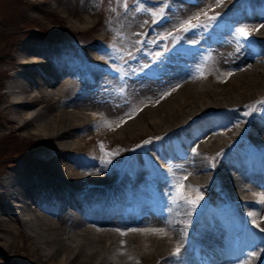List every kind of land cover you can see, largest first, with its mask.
Returning <instances> with one entry per match:
<instances>
[{
	"label": "bare ground",
	"instance_id": "1",
	"mask_svg": "<svg viewBox=\"0 0 264 264\" xmlns=\"http://www.w3.org/2000/svg\"><path fill=\"white\" fill-rule=\"evenodd\" d=\"M242 2H260V5L264 4V0H224L218 9L228 13L236 9L237 6H242ZM191 7L194 6L191 5ZM261 24H264V12L254 21V26L250 30L256 56L250 53H246L243 57L237 56L232 66L227 67L232 69L228 72L217 69L223 75V81L212 79L209 84L203 85L200 76H196L194 70L190 69L186 76L170 82L167 92L172 94L168 97L165 95L166 93L151 90L149 86L151 91L149 90L147 93L138 92L137 94L142 96V100L155 98V103L148 104L141 110L136 106L129 105L132 100H122L121 104L119 103L120 106H126L123 111L125 114H131L130 117L127 116L126 119L121 120L119 130L123 131L124 128L125 130L129 128L130 131L138 134L144 132L146 127L156 128L162 125L164 121H175L180 116L185 117L181 122L184 123L200 111L202 107L199 103L204 104L208 100L210 103L215 102V100L222 99V97L230 101L235 99V103H238L236 98L254 101L256 96L264 101V27H260L258 31L256 30ZM98 53L100 54V52ZM95 54V56L98 55L96 52ZM23 56L21 58L17 57L16 62H13L17 63V66L22 67V69L26 67L27 70L21 71L23 78H18L19 80H17L16 74L9 78L4 93V102L0 105L6 111L8 124L10 123L13 131L29 125L30 129L24 131L25 133L32 132L37 137L41 136L46 140L54 137V134H59L63 145L64 142L72 144L68 139L69 136H67L69 134L65 135V133L69 128L75 127L74 130L80 133L81 136L83 135L82 125H80L81 122L78 118L89 125L98 121L99 116L85 112L79 116L76 111L71 109L59 107L55 109L50 99L51 92L46 90L47 88L44 89L43 84L46 83L48 77L52 76L50 71H58V69L53 67V70H51V68H48L50 62H48L47 55L42 57L44 61L42 58L39 59L37 55L32 59L30 56V60L26 59V55L22 59ZM91 57L94 61H99L96 57ZM228 73H231V75H228ZM59 78H65L64 81L66 82L64 84L74 79L71 72H61L53 79L52 85L57 83ZM36 82L40 86L34 90L31 83ZM182 97H184L183 100H181ZM24 102L32 105L30 111L17 109L20 108V103L24 105ZM88 105L94 107L92 104ZM258 112L260 111L258 110ZM35 114L41 116L37 115L40 119L38 118L39 121L36 123L31 120L34 116L36 117ZM220 126L221 124L200 133L208 135L211 146L214 145L212 146L214 151L220 150L230 139L239 136L247 137L249 142L264 149V117H253L248 121L242 119L235 122L232 127L222 128ZM211 129H214L213 133H209ZM124 134L126 135V133ZM185 138L190 142L188 145L195 144L194 148L197 149V152L203 147L201 141L197 140L199 137H195L193 140L187 133ZM158 153L157 165L159 167L165 169L163 165H173L167 152L160 150ZM57 157L52 156V158L47 159L51 167L43 168L37 174L30 175L28 178L22 175L24 173L18 171L17 176H15L18 181L11 179V175L1 180L0 205L5 209L4 212L7 213V216L0 214V230H4L7 235L12 232V236L13 233L15 235L22 233L27 237V245L33 244L30 246L31 249L29 247V250H27L26 247H23L24 245L22 246L17 242L18 240L16 242L12 241L17 246L19 244L20 248L21 246L24 248H22L20 254L18 253L13 258L14 264H40L30 257L37 246L41 250H47V253L43 254L45 255L44 258L51 261L55 260V264H187L189 252L185 248L182 236L185 232L193 230L195 233L192 234L198 250L203 254H212L214 260L234 251L236 255H233L229 264H264V232H260V229L264 228V189H261L262 186L256 182L248 181V174L239 172L240 178H234L233 171L236 169L234 161L228 160L224 163V166L223 163H221L222 166L217 163L215 170L208 174V171L204 173L200 166L202 175L200 181L197 180V182L201 189L209 192V204L217 212L225 209L232 212L231 216L225 218L224 215H220L221 218L211 219L207 225L203 226L200 217L188 216L181 204L179 206L173 204L165 190L162 196L157 194V198L161 203L159 208L152 201H148V197L144 194L133 192L132 187L140 185L139 181L142 182L144 179V171L136 164L131 172H126L125 182L122 183V186H118L119 192L126 199L125 204H118L119 206L107 211L105 215L108 219L102 218L104 212L100 210L104 206L99 205V200L105 203L108 202V199L114 197L113 189L116 186V173L109 172L108 169L103 167L102 169H96V171L93 169L86 174H80L81 169H89L82 167L70 158H63L64 161ZM68 161H74L73 165L69 164ZM196 170V168L191 169L190 173H194ZM209 178L213 181L212 183L207 182ZM70 181H75V183L70 185ZM63 191L62 196L61 192ZM91 194L96 195L94 199L98 200V204L93 202L90 197ZM103 197L105 198L102 199ZM33 198L36 199L37 207L32 206L31 199ZM142 199H144L143 202ZM17 201L20 204L23 203V206L32 215L21 217L14 211L11 213L10 209L13 210L12 207L15 206L14 203ZM64 201L67 204L63 210L57 212L47 208L55 202ZM144 204H146L145 207L142 206ZM88 212L91 214H88ZM169 221L171 223H168ZM27 222L31 225L29 226ZM160 228H163L164 232L153 231V229ZM64 231H70L68 237L73 241L81 242V244L66 243L64 236H62ZM122 233L124 234L122 235ZM1 243L6 245L9 242L7 243L6 240L1 241L0 237V245ZM35 245L37 246L35 247ZM85 246L90 250L87 252L83 250ZM177 248L180 249L179 254L173 255ZM115 249V258L110 260L113 253L111 251L114 250L115 252ZM0 250H2V246ZM253 252L256 253L255 256L251 255ZM220 264L225 263L221 262Z\"/></svg>",
	"mask_w": 264,
	"mask_h": 264
},
{
	"label": "rangeland",
	"instance_id": "2",
	"mask_svg": "<svg viewBox=\"0 0 264 264\" xmlns=\"http://www.w3.org/2000/svg\"><path fill=\"white\" fill-rule=\"evenodd\" d=\"M178 1L179 0H169V8L165 10V13H168L171 19L169 21H163V23H161V25L157 27L158 31L160 32L164 31L163 26L165 25H166L164 27L165 31L168 29H173L176 26H179L180 24H184L186 21H190L191 19L192 20L196 19L195 17L197 16L199 17L205 13V8H203L206 7L205 5L204 6L197 5L194 7L191 6L189 7L186 6V4L182 3V5L180 6L179 5L180 1L179 2ZM123 2L124 0H0V105H2V103L4 102V93L5 90L7 89L6 84L8 83L9 78L13 74H16L17 80H19L18 78L20 79L23 78L22 73L19 70L21 71L27 70L26 67H23L22 69V67L17 66V63H14L16 62V58L17 57L21 58V56L23 55L24 56L22 57V59H24L26 55L27 60H30L29 59L30 56L32 59L36 57V55L37 57H39V59L42 58L43 57L42 54L45 55V53H47L45 46L49 45L51 40L53 42H62V41L72 42L82 51V57H84V55L86 56L87 54V56L88 55L94 56L96 58H99V60H102L108 64L110 61H112V59H114L113 57L115 58L129 57L128 53L132 52L135 56V59H132L131 57L127 58L128 60L124 62V65L121 68L120 67L119 68L120 70H122V73H125V75H128L132 72L133 73L132 77L138 76L137 79L136 77L133 79L132 77L123 78L122 88L119 89L118 82L117 83L114 82L115 78L117 80L115 74L106 72L102 74V76L106 78L104 80L106 81L105 87L101 88L100 92L98 90L96 91L97 96L88 98V100L84 101L83 103H79V102L73 103L76 100L83 101L78 99L80 98V96H77L78 94L76 93L78 86L77 82L75 84H68V82L67 84L66 83L64 84V82H66L64 81L65 78H59L58 82L52 85V82L54 80H52L51 84L50 83L47 84L49 81L46 79V82L47 81L48 82L43 84V88L44 89L47 88L46 90L51 92L50 99L52 101V104H54L55 109H57L58 107L71 109L76 111L77 114H79V116L83 115L84 112L90 113L91 115L94 116L97 115L99 116V121H96L99 123L97 127L91 131H86V133H83L82 136L80 133L74 130L75 127L69 128L67 133L64 132L65 135L69 134L67 136H69L68 139L72 144H69V142L68 143L64 142L63 145V141L60 140L59 134L57 135L54 134V137L48 138L47 140L46 138H41V136L37 137V135L36 134L34 135L32 132L27 134L25 132L30 129L29 125L19 128L20 131L19 129L13 131L11 129L10 123L8 124V121L6 120L7 119L6 111L1 106L2 108L0 107V112H1L0 113V190L2 189L1 188L2 178L4 179V177H7V175L10 174L15 168H19L20 170L22 169L21 171L24 173L23 175L28 178L30 175L37 174L43 168L51 167L50 164L47 162L48 161L47 159L52 158V156L53 157L58 156L57 158L61 160H64L63 158H69L70 156L71 158L73 157L74 159L78 160L81 164H85L83 159L73 156L72 153L70 154L72 150L83 152L86 155L97 156L96 160L101 161L102 164L101 166L95 168L90 166L88 168L89 170L81 169L80 174L81 173L86 174L88 171L93 169H95L96 171V169H102L103 167L104 169H108L109 172L115 173L116 170L120 169L121 167V162L123 160L122 155L128 152L130 150V147L132 148L134 145H138L139 141L142 142L144 138H153L163 134L164 132H167V130L171 129V127L177 126L178 123H181L185 119V117L182 118V116H180L177 117L175 121L171 120L172 123L171 121L170 122L164 121L162 125L156 128L146 127L144 132H139L138 134L133 133L134 131L133 132L130 131L129 128H127V130H125V128L123 129L126 135L123 133L121 129L119 130L120 127L119 124L121 123V120L126 119L128 115H126L123 112L126 106L125 107L120 106L119 104L116 107L113 106L114 105L113 103H115L116 100H120V99L123 100L125 98L129 99L130 96L129 90L136 88L135 87L136 84H138V88H145L146 87L145 83H148L147 80H151L155 83L154 88L157 87V85L160 83H165V81L168 82L169 81L168 78H173L171 81H173L174 79L178 80L180 77H183L185 75V66L183 65V63L189 61V59H186L184 57L183 52L181 50V46L180 45H179L180 47L175 46L174 48L172 47L173 49L167 53L166 56V61H168L167 68L166 65L160 66V71L161 70L163 72L165 71L163 73L164 74L163 78L160 77V73H161L160 71L153 73L148 72L151 76L150 75L148 76L146 72H143L141 74L140 71L142 70L143 64L145 62H148L149 57L152 56V52L157 51L158 47H160L165 42H163L161 36L155 35L154 32L152 33V26L149 24L151 23V20H153L151 11H156L155 9L151 8V11H136V9L132 6V7H128V10H125V8L123 7ZM172 2L177 4L176 6H174V8H172L170 5V3ZM214 4L217 5L216 2ZM159 6L160 4L156 5L157 8H159ZM143 7L149 9V6L146 5H143ZM217 7L220 8V5H217ZM159 28L161 29L159 30ZM137 34H142V35H137ZM166 35L172 38V40L174 41L173 45H177L183 42V40H180L175 35H168V34ZM137 41H142L143 43H137ZM192 47L197 48V43L193 44ZM222 50L223 47H218L216 48V50L209 52L208 60L205 64H203L202 62V60L204 61L203 58H197V56L194 55L196 59V63H198L201 67V71L199 75L196 76H200L203 85L209 84V82L212 79L217 81H223L224 77L221 74V72L217 71V69H220L219 68L220 64H225L224 61H229V60H226L221 56ZM233 51L234 49L232 48L227 53ZM95 52L98 54L97 56H95L96 55ZM98 52H100V54ZM26 53L29 54L27 55ZM244 55H240V57H243ZM42 59L44 61V58ZM49 59L48 62L51 61V57H49ZM32 65L34 64L32 63ZM110 66L116 67V64L113 63V65ZM177 67H182L183 71H172ZM51 70H53V68H51ZM230 70L232 69L229 68L228 71ZM50 72H52L51 79H53L55 77L54 73L56 71L54 70ZM101 82H103V80ZM170 82L167 85V89L164 88L163 90H159V92L167 93V97L172 94L171 92H167L169 90ZM31 86L34 87L33 89L35 90L40 85L36 82V83H31ZM137 93L138 92L136 91H133V93H131L132 102L129 105L136 106L138 109L141 110V108H143L144 106L156 102L155 98L154 99L147 98L146 100H142L141 99L142 96L138 95ZM256 98L254 101L253 100L248 101L245 99L240 100V98H236V102L238 103L234 102L235 99L234 101H230L226 98L224 99V97H222V99H218L217 101L215 100V102H211V103L208 100L204 104L199 103V105L202 107L200 111L202 109L204 110V108L205 110H207V108L210 110L219 108L226 111L227 114L224 115L225 119L230 118L232 115L234 117H237L238 119L244 117L248 118L250 116H256V114L261 113V110L263 111V105L259 103L263 100H260L258 96H256ZM183 99L184 97L181 98V100ZM88 104H92L94 105V107H91ZM249 105L255 106L254 110L251 111L250 115L247 116L242 115L243 113H240L241 111L242 112L249 111V109L246 107ZM19 107L20 108L17 109H22L23 111H27V110L30 111L32 105L27 102H24V105L20 103ZM258 110L260 112H258ZM199 112H197V114ZM35 115L36 117L34 116V118L36 120L34 121V118L31 119L34 123H36L40 119L39 118L40 114H35ZM37 115L39 116L37 117ZM78 119H80L81 122L80 125L84 127L86 124L88 125V123L82 122L81 118ZM168 124L171 125L169 126ZM22 136L25 137L23 138ZM36 138L39 140V142H37L38 140ZM206 139L207 140L205 141L201 138L197 139L201 141L203 147L205 146V148L203 149H206V151L204 152L202 151V153H196L197 155L193 154V152L191 153L190 151L188 154L189 155L188 161L192 168L194 167L195 163L198 166H204L207 164L213 165V163L215 166H217V163L220 164L218 161H221L223 163L222 160H224V155L228 156V153L233 154L232 152L236 153L243 150L242 147L243 141H240L239 143L235 144L236 149L233 146H232L233 149L227 148L225 150V146L223 148H220V150H218L217 152L221 151V153H223L224 155L217 156L216 154H214V149L212 147L214 145L211 146L210 144L211 141L208 137ZM74 140L75 142H73ZM33 141L34 142L36 141L37 143L36 142L34 143ZM41 142L44 143L39 145ZM101 144H103L104 146L103 151L101 150ZM194 145L191 146V149L194 148ZM153 148H155V144L153 145ZM113 152H118L119 154L112 156L111 153ZM108 159H111L112 161L110 164H105L102 162V160H108ZM68 162L69 164L73 165L74 161H68ZM86 163H88L87 160ZM166 166L167 164L163 165L164 168H167ZM148 167H150V165H148ZM168 169H169V173H167L168 178L167 180H165V182H167L166 183L167 187L169 186V181H171L172 184L176 183L175 176H179V173L180 175L182 174V176H190L191 178L193 177L197 179V175L190 173V170L187 172L185 169L180 170L179 168L176 169L174 167H169ZM207 169L208 168L205 169V173L207 172ZM199 174L202 175L201 171ZM240 176H241L240 174L234 175V178L237 177L238 179L240 178ZM200 177L198 181H200ZM72 183H75V181H70L69 184L72 185ZM182 184H183V188L189 191L190 194H195L197 196L198 193L194 189L198 187L191 185L189 180H186V182L182 181ZM199 194L205 195L204 191H202L201 189H199ZM14 205L15 206L12 207L13 210L10 209L11 213L14 211L19 216L21 215V217H24L26 215L28 216L32 215L29 212V210L27 211V208L25 206L20 204L19 201L15 202ZM183 207L186 209L185 211L187 213H190V211L193 209L187 204H183ZM20 208L23 209L21 210ZM4 211L5 209L0 205V214L7 216V213H5ZM4 220L7 221L6 218H4ZM28 225L30 226L31 224L28 223ZM9 233L7 235V233H5L4 230H0L1 241L6 240L7 243L9 242L8 243L9 245L8 244L5 245L2 243L0 245V248L2 246V250H0V264H12V263L14 264L13 258L15 257V255H17L18 253L20 254L23 247H26L27 250H29L28 248L33 245L31 243L27 245V237L24 236L22 233L19 235H15L13 233V236H12V232ZM62 234H63L62 236H64V240L66 241V243L72 245L81 244V242L77 240L73 241L71 240V238L68 237L70 235V231H64L62 232ZM20 238L23 239L21 240ZM12 241L15 242L17 241L22 246L23 245L24 246L22 247L20 245L21 246L20 248L19 244L17 246ZM21 241L23 242L21 243ZM36 246L37 245H35V247ZM36 248H37L35 249L36 251L35 250L33 251V253L35 254L32 253L33 255L32 254L30 255L33 261L35 260L36 262L37 260V262L40 264H55L54 262L55 260L51 261L50 259L44 258L45 255L43 254L47 253V250H41L39 246H37ZM83 250L87 252L90 249L86 248L85 246L83 247ZM111 253L112 256H110V260L115 258L114 255L116 253V249L115 252L114 250H112Z\"/></svg>",
	"mask_w": 264,
	"mask_h": 264
},
{
	"label": "snow or ice",
	"instance_id": "3",
	"mask_svg": "<svg viewBox=\"0 0 264 264\" xmlns=\"http://www.w3.org/2000/svg\"><path fill=\"white\" fill-rule=\"evenodd\" d=\"M135 3L137 4V8L136 11H151V9L148 8H144L143 5L140 3V0H135ZM217 5H220L223 3V0H216ZM160 4L162 5L158 11H151V15L153 18V23H159V19H157V17H159L160 19L164 18V14H165V10L169 8V0H160ZM123 7L125 8V10H128V2L127 0H124L123 2ZM204 15L207 17L208 23L207 24H191V21H186L185 23H187L189 26L188 27H184L183 31L188 32L191 31L193 28H208L210 27L213 23H215L217 21V16H209L207 12L204 13ZM196 19H199V17H195ZM260 27H264V24H261L257 27V31L259 30ZM236 34H237V45H238V49L244 47V43L243 42H250L249 41V37H250V32L248 29L246 28H239L236 30ZM137 35H142V34H137ZM171 35V33H170ZM137 43H143L142 41H137ZM190 43H197V41L192 40L190 41ZM157 56L160 55V53H156ZM128 56L131 57L132 59H135V56L132 52L128 53ZM197 71H199V69H197ZM228 75H231V73H228ZM167 95V93L165 94ZM260 104L264 105V101L259 102ZM249 111H245L243 114L245 116L250 115L251 111L254 110L255 106L253 105H249L246 106ZM129 117L131 116V114H126ZM157 139H161L160 137H157ZM151 140L145 141V143H151ZM104 146L103 144H101V150L103 151ZM193 154H196L197 149L193 148L192 149ZM118 152H113L111 153L112 156L118 155ZM103 163L105 164H110L112 161L111 159L108 160H102ZM214 166V163L213 165ZM176 183L172 184L169 186V191L167 192V195L169 197L172 198V202L173 204L176 205H180L181 203L183 204H187L191 207H195L198 205L199 201L203 199V196L199 194V188H195L194 190L198 193L195 199L189 198L187 196H185L183 194V192L181 191V189L183 188V184L182 181H186L187 180V176H183V177H175ZM168 223H171L170 221ZM153 231H159V232H164L163 228L160 229H153ZM260 232H264V228L260 229ZM124 233H122L123 235ZM123 243V242H122ZM180 252V249L177 248L176 251L173 253V255H178ZM252 256H255L256 253L253 252L251 253Z\"/></svg>",
	"mask_w": 264,
	"mask_h": 264
}]
</instances>
